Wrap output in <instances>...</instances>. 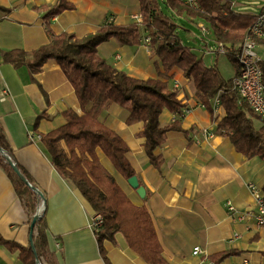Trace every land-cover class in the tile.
I'll return each instance as SVG.
<instances>
[{
  "label": "crops",
  "instance_id": "0c3cea01",
  "mask_svg": "<svg viewBox=\"0 0 264 264\" xmlns=\"http://www.w3.org/2000/svg\"><path fill=\"white\" fill-rule=\"evenodd\" d=\"M66 1L74 7L52 18L51 29L56 35L69 33L82 39L96 32L110 18H114L116 25H130L138 23L136 17H142L140 0ZM230 1L233 9L240 13L256 15L264 8V0L259 1L255 11L248 7L250 0ZM59 2L0 0V125L11 148L13 162L23 169L27 180L41 195L37 197V214H44L48 247L55 263L107 264L92 226L94 211L72 182L57 172L41 141L43 135L67 123L66 111L83 115L74 87L55 59H49L42 71L34 75L26 66L15 68L4 62L7 52H31L48 44L44 8ZM168 12L176 19L182 44L202 58L207 67L219 65L225 79H235V66L227 68L226 73L220 65L222 55L230 60L233 56L218 50L220 43L214 33L208 38L191 34L189 38L196 45L193 47L182 41L179 31H189L186 28L192 26L189 20L201 19L185 12L182 15ZM140 25L146 32L140 45H122L112 38L99 45L98 56L131 77L166 81L171 90L174 82H179L182 89L178 99L190 108V112L182 117L168 109L161 113L162 127L179 119L182 129L169 131L166 142L155 151L164 157L160 170L151 164L145 140L139 136L143 131L142 122L128 124L129 112L118 104H111L101 112L100 121L128 145L127 158L146 191L144 199L98 148L100 161L133 204L147 207L163 255L170 264H210L211 256L227 251L239 253L219 264H244L246 261L264 264V226L258 225L252 216L238 220L241 212L256 210L249 185L256 184L264 192V161L258 157L248 159L227 135L216 132L206 137L200 134L205 129H218V122L226 116L224 107L221 104L214 108V98L212 110L200 107L194 84L180 68L164 74L161 60L145 42L148 32L143 23ZM5 95L6 99L2 100ZM261 124L255 120L256 127ZM227 203L233 204L237 213H230ZM31 223L24 202L0 166V235L5 240L29 247ZM196 247L201 249L197 255L193 253ZM103 249L110 264H149L130 248L121 232L115 235V241H104ZM0 264L24 263L19 251H11L0 244Z\"/></svg>",
  "mask_w": 264,
  "mask_h": 264
},
{
  "label": "trees",
  "instance_id": "16d2710c",
  "mask_svg": "<svg viewBox=\"0 0 264 264\" xmlns=\"http://www.w3.org/2000/svg\"><path fill=\"white\" fill-rule=\"evenodd\" d=\"M198 1L201 11L189 8L181 0H140L143 27L151 39L150 48L161 60L164 74L167 75L176 67L183 71V75L194 84L197 98L208 109L212 110L213 98L220 99L226 116L218 122V129L215 130L217 133L229 136L236 149L248 159L258 157L264 161V121L246 104L240 103L234 90V79H225L217 65L207 67L202 58L182 44L178 36L179 26L168 11H175L177 15L185 12L189 16L203 19L212 27L218 43L232 45L243 44L257 16L234 10L230 0ZM73 7L66 0L45 7L48 44L31 52H7L4 62L15 68L26 66L34 75L42 71L49 59H55L74 87L83 115L73 110L66 111L64 115L67 123L43 135L41 141L50 153L52 165L57 172L72 182L94 215L102 217L101 224L95 226V235L107 264L110 263L103 242L115 241V235L119 232L124 234L130 248L147 263L170 264L163 255L147 207L133 204L100 161L98 148L102 149L127 180L136 176L127 158L128 145L115 131L104 125L99 116L109 105L118 104L128 110V124L142 122L143 131L139 136L145 140L144 147L151 164L160 170L164 165V157L155 151L166 142L169 131L182 129L179 119L162 127L160 115L164 109L180 115L187 105L178 99L177 91L168 88L166 81L131 77L98 56L99 45L112 38H116L122 45H140V24L116 25L109 19L96 32L82 39L69 33L54 34L51 29L52 18ZM230 58L238 75L240 66L233 57ZM257 119L262 121L260 127L255 125ZM11 153L0 125V166L24 202L31 222L37 217L33 238L36 254L31 246L5 240L1 235L0 244L11 251H19L24 264H56L48 247L44 214H37L38 190L27 180L26 173L19 166L17 168L28 183L15 173L10 164V161L13 162ZM238 253L227 251L213 255L209 258L210 264H219Z\"/></svg>",
  "mask_w": 264,
  "mask_h": 264
},
{
  "label": "built area",
  "instance_id": "2783aa9c",
  "mask_svg": "<svg viewBox=\"0 0 264 264\" xmlns=\"http://www.w3.org/2000/svg\"><path fill=\"white\" fill-rule=\"evenodd\" d=\"M182 2L193 10L201 11V5L198 0H182ZM256 16V22L249 29V33L243 44H239L237 47H234L235 45L227 46L226 44H219L218 50L222 54H229L237 60L240 71L234 79V90L240 98V103L246 104L260 120L264 121V8L260 9ZM135 20L139 24L143 23L141 16L136 17ZM110 21H114V18H110ZM199 30L203 38H208L214 33L212 27L206 21H203V23L199 25ZM145 42L148 44L151 42L148 35L145 38ZM172 89L180 92L182 86L179 82H174ZM5 99L6 95L2 100ZM220 105V99L215 97L213 100L214 108ZM199 106L206 107L203 103H200ZM188 112H190V108L187 106L182 110L180 115H176L177 117H182ZM215 133L216 131L208 129L200 131V134L206 137H212ZM249 188L257 204L256 210L253 212H241L238 216V220H244L246 217L252 216L255 218L258 225L264 226V192L253 183L249 185ZM226 208L230 213H237L236 208L231 203H227ZM101 222L102 217L100 215H93L92 226L94 231L95 226L100 225ZM200 252L201 249L199 247L194 248L193 253L195 255ZM244 264H248L247 261Z\"/></svg>",
  "mask_w": 264,
  "mask_h": 264
},
{
  "label": "rangeland",
  "instance_id": "374dc122",
  "mask_svg": "<svg viewBox=\"0 0 264 264\" xmlns=\"http://www.w3.org/2000/svg\"><path fill=\"white\" fill-rule=\"evenodd\" d=\"M259 1L260 0H250V1H248V3H249L248 7H250V9L253 10L259 4ZM255 10H256V8L253 11H255ZM189 21L191 22L192 26L189 25V27H187L186 23H183L186 26L187 30H189V31L181 30V31H179V35L182 38V41L184 42V44L193 47V46H196V45H195L194 42H191L189 36L191 34L192 35H199L200 34L199 25L201 23H203L204 20L203 21L198 20L196 22L195 21H191V20H189ZM141 33H142V37H144L145 34H146V32L143 29L141 30ZM220 65H221L222 69H224V72H226L227 68H231V69L234 68V65H233L232 61L226 55H222L221 60H220ZM260 122H262V121H260Z\"/></svg>",
  "mask_w": 264,
  "mask_h": 264
},
{
  "label": "water",
  "instance_id": "95a60500",
  "mask_svg": "<svg viewBox=\"0 0 264 264\" xmlns=\"http://www.w3.org/2000/svg\"><path fill=\"white\" fill-rule=\"evenodd\" d=\"M10 164L13 168V170L15 171V173L20 176L26 183H28V181L23 177V175L21 174L20 170L17 168V166L12 162L10 161ZM128 183L130 184V186L135 189L138 193V195L144 199L146 197V191L144 189V187L140 186V182L137 178V176H134L130 179H128ZM39 196L40 193H39ZM36 220H37V217L34 218V220L32 221L31 223V234H30V246L33 250V252L36 254V248H35V245H34V241H33V238H34V226H35V223H36Z\"/></svg>",
  "mask_w": 264,
  "mask_h": 264
}]
</instances>
